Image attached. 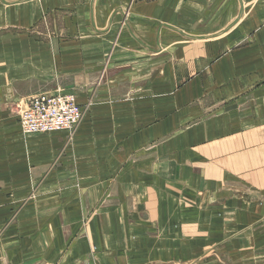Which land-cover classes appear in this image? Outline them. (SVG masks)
I'll list each match as a JSON object with an SVG mask.
<instances>
[{"label": "crops", "instance_id": "0c3cea01", "mask_svg": "<svg viewBox=\"0 0 264 264\" xmlns=\"http://www.w3.org/2000/svg\"><path fill=\"white\" fill-rule=\"evenodd\" d=\"M0 264H264V0H0Z\"/></svg>", "mask_w": 264, "mask_h": 264}, {"label": "built area", "instance_id": "2783aa9c", "mask_svg": "<svg viewBox=\"0 0 264 264\" xmlns=\"http://www.w3.org/2000/svg\"><path fill=\"white\" fill-rule=\"evenodd\" d=\"M81 116L74 93L31 97L18 113L19 126L25 135L72 132Z\"/></svg>", "mask_w": 264, "mask_h": 264}, {"label": "rangeland", "instance_id": "374dc122", "mask_svg": "<svg viewBox=\"0 0 264 264\" xmlns=\"http://www.w3.org/2000/svg\"><path fill=\"white\" fill-rule=\"evenodd\" d=\"M82 117V116H81Z\"/></svg>", "mask_w": 264, "mask_h": 264}]
</instances>
